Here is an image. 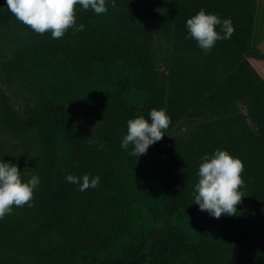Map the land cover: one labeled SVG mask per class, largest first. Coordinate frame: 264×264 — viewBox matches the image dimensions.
<instances>
[{"label":"trees","instance_id":"obj_1","mask_svg":"<svg viewBox=\"0 0 264 264\" xmlns=\"http://www.w3.org/2000/svg\"><path fill=\"white\" fill-rule=\"evenodd\" d=\"M157 1L161 10H155L159 14L153 22L155 30L161 32L158 22L171 29L169 56L187 70V83L194 82L202 91L198 105L208 104V112L214 110L220 123L208 127L211 132L204 136L206 154L211 157L218 149L226 150L244 163L245 185L240 191L245 196L237 205V215L217 219L200 210L194 203L199 178L193 180L187 175L175 142L164 133L160 141L149 146L153 166L162 181L158 222L144 219L120 252L110 255L108 252L122 233L120 217L129 208L118 212L110 202L114 206L112 213L99 218V208L112 196L105 193L106 197L95 201L89 194L92 190L80 191L78 184L67 182L68 174H52V163L55 137L61 136L73 147L80 148L81 141L87 143L76 109L98 118L116 115L118 105L44 101L39 122L45 125L44 131L39 130L43 132V159L34 165L40 184L34 190V206L26 209L31 223L25 226L24 239L19 238L23 239L20 243L26 251V264H264V81L248 60L249 55L264 58V54L250 46L251 17L246 14L250 7L243 9L244 0ZM201 9L219 14L221 19L230 18L235 29L230 39L217 41L207 55L188 36L186 27L187 19ZM81 24L82 31L69 28L60 39H53L50 32L37 34L28 26L21 27L19 35L29 47L42 48L50 59L63 56L78 74L86 73L95 62L123 58L133 60V67L140 72L149 69L146 39L120 30L97 31L89 27V21L79 11L76 26ZM216 30L220 31L219 26ZM120 102L130 117L143 116L151 122L149 112L156 109L152 100L145 101L138 110ZM14 156L15 152L0 149V161L13 163ZM183 216L191 221L192 235H186L178 223ZM13 231L5 215L0 219V251L9 244ZM2 258L0 264H5Z\"/></svg>","mask_w":264,"mask_h":264},{"label":"rangeland","instance_id":"obj_2","mask_svg":"<svg viewBox=\"0 0 264 264\" xmlns=\"http://www.w3.org/2000/svg\"><path fill=\"white\" fill-rule=\"evenodd\" d=\"M106 3L108 11L104 14L80 6L76 13L81 11L89 21V27L97 31L120 30L146 39L147 64L150 65L147 71L140 72L139 68L133 67V60L127 62L123 58L95 62L86 73H75L63 56L50 59L42 48L26 45L19 35V29L26 25L8 10L6 0H0V149L15 152L13 163L21 171L22 180L27 182L31 176H38L34 165L43 159L40 150L43 145L40 133L43 132L39 130L44 131L45 125L39 122L43 118L44 101L78 106L89 102L105 107L118 105L116 115L98 118L83 115L76 109L77 121L86 133L87 143L81 141L80 148L73 147L61 136L55 137L57 147L52 163V174L57 177L59 174L78 177L89 174L90 179L100 177L98 188L87 189L88 192L92 190L89 194L95 201L106 197L105 193L112 196L103 208H99V218L112 213L114 206L118 212L129 208L119 220L122 233L108 252L113 256L120 252L129 235L137 231L144 219L157 223L161 208L159 190L162 181L153 166L150 148L135 157L130 155L131 145L128 149L121 147L127 135V121L135 118L124 112L120 101L138 110L150 99L157 110H166L171 123L164 133L175 142L185 171L193 180L198 176L201 158L207 151L204 136L211 132L208 127L211 123L215 126L220 123L216 121L214 110L208 112V104L198 105L202 101V91L194 82L187 83V70L169 56L167 48L173 40L171 29L158 22L161 32L155 30L153 22L159 16L155 11L159 7L158 1L115 0V7L111 6V0ZM241 6L245 10L250 7L246 12L251 17L248 39L251 48H256L262 55L264 0H244ZM248 60L264 81V58L249 55ZM196 90L199 97H195L197 93L194 95ZM90 139L102 142L104 149L97 150L96 144L89 146ZM125 202L127 206H122ZM28 208L31 207L13 206L12 213L8 214L14 231L9 244L0 251L5 264H26V251L20 241L24 239V230L27 231L25 226L31 223V215L26 212ZM178 223L186 235H192L188 217L183 216Z\"/></svg>","mask_w":264,"mask_h":264},{"label":"clouds","instance_id":"obj_3","mask_svg":"<svg viewBox=\"0 0 264 264\" xmlns=\"http://www.w3.org/2000/svg\"><path fill=\"white\" fill-rule=\"evenodd\" d=\"M6 4L17 20L37 34L50 32L53 39L62 38L69 28L74 31L84 29L83 24L76 26L77 6L85 10L92 9L96 14L108 11L106 0H6ZM111 6H116L115 0H111ZM217 26L220 31L216 30ZM186 27L188 36L195 39L205 55L217 41L230 39L235 31L230 18L221 19L219 14L207 13L204 9L187 19ZM149 116L151 122L143 116L127 121V135L123 138L121 147L128 149L131 145L132 156L140 157L145 154L150 145L163 138L164 130L171 123L165 109L153 108ZM88 144H96L97 150L105 147L96 139H90ZM201 159L203 162L197 173L199 179L195 185L194 203L199 205L201 211H207L217 219L222 215H237V205L245 196L240 191L245 185L242 177L243 161L228 151L219 149L211 157L205 154ZM65 179L69 183L78 184L80 191L98 188L100 184L99 176L90 179L89 174L82 177L68 174ZM39 184L38 176L33 175L24 182L16 164L0 161V219L11 214L13 206L33 207L34 190Z\"/></svg>","mask_w":264,"mask_h":264}]
</instances>
